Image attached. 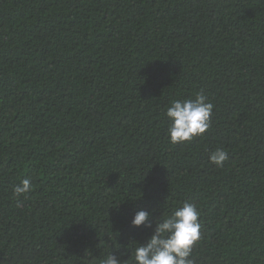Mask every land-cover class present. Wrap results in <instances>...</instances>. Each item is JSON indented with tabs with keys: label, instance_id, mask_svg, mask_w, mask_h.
<instances>
[{
	"label": "trees",
	"instance_id": "1",
	"mask_svg": "<svg viewBox=\"0 0 264 264\" xmlns=\"http://www.w3.org/2000/svg\"><path fill=\"white\" fill-rule=\"evenodd\" d=\"M201 90L210 127L170 143ZM184 202L194 264H264V0H0V264H130L135 211Z\"/></svg>",
	"mask_w": 264,
	"mask_h": 264
},
{
	"label": "clouds",
	"instance_id": "2",
	"mask_svg": "<svg viewBox=\"0 0 264 264\" xmlns=\"http://www.w3.org/2000/svg\"><path fill=\"white\" fill-rule=\"evenodd\" d=\"M213 107L203 90L195 93L194 98L172 101L165 112L169 121V142H191L205 133L210 127ZM227 158L228 153L223 148H216L209 154V161L217 166H222ZM32 191L31 180L25 178L13 186L12 195L27 198ZM150 216L149 211L141 209L135 211L131 218V226L143 225L151 229V235L144 243H136L130 264H194L190 257L193 246L201 237L197 206L184 202L173 207L169 213L160 215L154 226ZM124 261L109 251L98 264H124Z\"/></svg>",
	"mask_w": 264,
	"mask_h": 264
}]
</instances>
